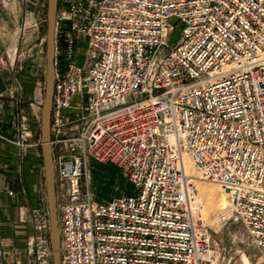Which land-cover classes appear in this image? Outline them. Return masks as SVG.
<instances>
[{"label":"built area","instance_id":"1","mask_svg":"<svg viewBox=\"0 0 264 264\" xmlns=\"http://www.w3.org/2000/svg\"><path fill=\"white\" fill-rule=\"evenodd\" d=\"M54 45L60 264H218L195 179L226 194L218 223L240 220L264 260V0H58ZM0 139L33 145L22 124ZM92 166L127 191L98 199ZM31 227L27 254L52 264L46 204Z\"/></svg>","mask_w":264,"mask_h":264},{"label":"crops","instance_id":"2","mask_svg":"<svg viewBox=\"0 0 264 264\" xmlns=\"http://www.w3.org/2000/svg\"><path fill=\"white\" fill-rule=\"evenodd\" d=\"M44 2L12 0L0 6V134L18 135L22 124L33 144L22 151L0 139V243L7 255L0 264L28 263L24 247L33 234L31 212L46 204L41 149L35 145L41 111L38 76L18 49L21 26L39 19Z\"/></svg>","mask_w":264,"mask_h":264},{"label":"rangeland","instance_id":"3","mask_svg":"<svg viewBox=\"0 0 264 264\" xmlns=\"http://www.w3.org/2000/svg\"><path fill=\"white\" fill-rule=\"evenodd\" d=\"M36 23L39 24L38 40H35L34 42L31 40L24 41L23 32L26 31L25 28H28L30 26L29 22H25L19 30L20 41L18 49L21 47V60H23L24 63H26V61L28 60L29 66H34L35 73L38 76L37 86L40 91L39 105L41 109L45 76V42L42 43L41 40L45 37L46 34V2L43 3L39 19L36 20ZM169 23L176 29L177 32L181 31L182 27L181 25H179L177 19L172 18L170 19ZM36 49L38 50L37 54ZM32 61L33 63H31ZM35 63H38V65H36ZM78 106L79 99L76 97L72 103V109L63 111L64 119L68 120L70 116L75 117L79 115L80 112L78 110ZM109 168L112 169L113 172H107L106 170L98 166H92V190L95 193L96 197L101 200H108L112 196H119L121 193L126 192L128 188L127 183L122 177L121 173L114 167L110 166ZM192 176H196L194 168ZM194 184L199 194L201 216L204 224L208 228L214 256L218 257V264H245L244 258L247 259L249 264H264V260L262 259L260 252L247 236L244 226L240 220L232 219L227 225L223 227L218 223V216L225 211L228 205L226 194L221 191L220 187L215 183L198 179L194 180ZM216 189L217 199L219 203H221L220 205L218 204L216 208L217 210H215L213 213H208L206 209L207 206L205 191L212 192ZM29 238H27L24 248L28 258L27 264H33V257L27 254V242ZM6 256L7 255L5 254L2 256L1 262Z\"/></svg>","mask_w":264,"mask_h":264},{"label":"water","instance_id":"4","mask_svg":"<svg viewBox=\"0 0 264 264\" xmlns=\"http://www.w3.org/2000/svg\"><path fill=\"white\" fill-rule=\"evenodd\" d=\"M57 3L58 0H46L45 76L39 125V143L43 163L52 264H60L55 171L50 146V111L54 81V32Z\"/></svg>","mask_w":264,"mask_h":264},{"label":"bare ground","instance_id":"5","mask_svg":"<svg viewBox=\"0 0 264 264\" xmlns=\"http://www.w3.org/2000/svg\"><path fill=\"white\" fill-rule=\"evenodd\" d=\"M184 169H185L186 175L192 176L193 165L187 160L184 162ZM205 192H202V193H205L206 206H207L206 209H207L208 213H213L215 210H217L216 208H217L218 204L220 205V203H221V202L219 203V201L217 199V189L213 190L212 192H207V191H205ZM202 197H203V195H202ZM226 198H227V196H226ZM203 199H204V197H203ZM199 201H200V199H199ZM244 263L249 264L246 258H244Z\"/></svg>","mask_w":264,"mask_h":264}]
</instances>
